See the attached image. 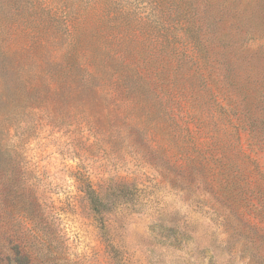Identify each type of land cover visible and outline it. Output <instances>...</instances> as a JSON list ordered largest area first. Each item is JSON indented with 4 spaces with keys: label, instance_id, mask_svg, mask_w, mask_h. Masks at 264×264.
I'll list each match as a JSON object with an SVG mask.
<instances>
[{
    "label": "rangeland",
    "instance_id": "rangeland-1",
    "mask_svg": "<svg viewBox=\"0 0 264 264\" xmlns=\"http://www.w3.org/2000/svg\"><path fill=\"white\" fill-rule=\"evenodd\" d=\"M0 264H264V0H0Z\"/></svg>",
    "mask_w": 264,
    "mask_h": 264
},
{
    "label": "trees",
    "instance_id": "trees-1",
    "mask_svg": "<svg viewBox=\"0 0 264 264\" xmlns=\"http://www.w3.org/2000/svg\"><path fill=\"white\" fill-rule=\"evenodd\" d=\"M120 185L125 186L126 184L122 183ZM82 192H83V196L86 199L88 206L93 212L99 213V212L106 211L104 208L106 207L105 199H108L109 197L112 196V193L110 192L109 189L101 190L98 187L94 188L90 184H88L82 188ZM125 202H127V200L122 201L121 204H124Z\"/></svg>",
    "mask_w": 264,
    "mask_h": 264
}]
</instances>
